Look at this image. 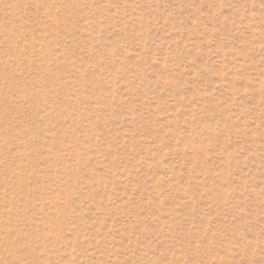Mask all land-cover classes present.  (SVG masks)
Wrapping results in <instances>:
<instances>
[{
  "label": "rangeland",
  "instance_id": "rangeland-1",
  "mask_svg": "<svg viewBox=\"0 0 264 264\" xmlns=\"http://www.w3.org/2000/svg\"><path fill=\"white\" fill-rule=\"evenodd\" d=\"M0 264H264V0H0Z\"/></svg>",
  "mask_w": 264,
  "mask_h": 264
}]
</instances>
